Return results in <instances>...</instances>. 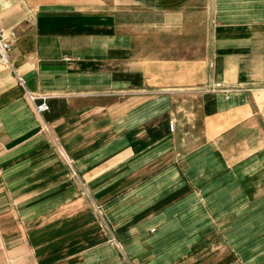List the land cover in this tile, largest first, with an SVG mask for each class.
Returning <instances> with one entry per match:
<instances>
[{
	"label": "crops",
	"instance_id": "0c3cea01",
	"mask_svg": "<svg viewBox=\"0 0 264 264\" xmlns=\"http://www.w3.org/2000/svg\"><path fill=\"white\" fill-rule=\"evenodd\" d=\"M0 21V264H264V0H0Z\"/></svg>",
	"mask_w": 264,
	"mask_h": 264
},
{
	"label": "built area",
	"instance_id": "2783aa9c",
	"mask_svg": "<svg viewBox=\"0 0 264 264\" xmlns=\"http://www.w3.org/2000/svg\"><path fill=\"white\" fill-rule=\"evenodd\" d=\"M16 37V31L5 28L0 21V66L12 67L10 52L12 50L13 43ZM16 77L19 85L25 90L26 100L28 101L34 112L38 116H41L44 113L48 112L50 110V105L48 103L49 98L29 91L27 89L25 79L18 74H16ZM207 90L210 92H230L222 84H214ZM170 129L171 131H174L175 129V124L173 122L170 123Z\"/></svg>",
	"mask_w": 264,
	"mask_h": 264
}]
</instances>
